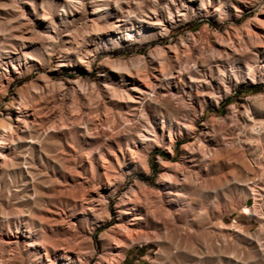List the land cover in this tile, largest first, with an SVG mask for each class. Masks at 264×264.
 I'll list each match as a JSON object with an SVG mask.
<instances>
[{
  "label": "rangeland",
  "instance_id": "374dc122",
  "mask_svg": "<svg viewBox=\"0 0 264 264\" xmlns=\"http://www.w3.org/2000/svg\"><path fill=\"white\" fill-rule=\"evenodd\" d=\"M0 2L10 4L13 0ZM15 2L16 9H0V113L7 117L8 104L15 100L23 106L28 105V121L17 125V130L7 138L3 149L0 159V207L8 212L31 215H21L18 218L12 216L7 221L0 218V264H49L46 258L35 256L32 250H64L66 247L63 244L78 248L92 246V252L83 250L79 254L83 258L89 256L86 264H105V261H109L107 264H150V261L157 259V246L160 248L159 259L162 264H194L184 248L186 244L189 248L195 245L196 237L215 239L219 235L227 238L237 227H241L242 231L255 229L254 224L232 221L236 220L237 201L242 200L245 211H249L253 204L251 196L257 200V189L250 185V181L257 175L256 169L264 179V162H257V167L254 165L249 145L262 143L264 129H259L255 136L246 139L241 134L238 135L241 131L237 130L240 127L237 122L234 123L233 115L243 113L249 100L252 107H247L246 111L252 125L255 127L258 120H264V107H261L264 106V11H260L264 0H260L259 4H245L240 0H157L155 4L152 0H106V6L100 7L95 15L92 14L94 6L100 5L97 0H84L78 6L71 5L70 0ZM32 5L36 8L35 12ZM133 12L142 19L131 17L129 22V13ZM157 20L163 22V28L155 23ZM133 25L137 31L146 35L160 33L164 28L168 30L167 36L151 41L153 46L157 43L161 47L164 44L179 45V38L184 36L193 56L197 55L193 44L207 39L212 48L232 57L236 75L241 79V83L237 85L236 78L229 73L230 78L226 83L232 89L231 95L225 93L223 85L212 79L211 75L208 76L209 83L203 85H197L185 76L179 87L174 80L172 89H157L164 95L171 91L173 95H182L185 99L187 94H191L193 106L198 112L201 111V105L196 103L195 96L198 87L210 91V84L211 89H215L222 98L217 106L215 101L205 97L208 103L203 107V115L195 122L196 130L191 133L181 118L166 116L161 122L149 112V133L156 135L155 140L151 136L150 143L145 146L151 175L134 170V164L139 166L133 163L130 156L125 160L121 158V165L118 166L109 154V149H118L120 146L127 149L132 145L128 137L117 135L105 145L103 135L96 134L106 132L114 113L127 115L129 108L139 105L123 100L111 101L103 111L92 112L88 108H77L70 115L66 108H60L57 92L58 84L66 88L81 87L70 83L75 80L83 81L85 88L89 83L98 88L109 83L115 89L124 91L133 88V85H126L124 78L121 80L107 68L104 69L107 76H98L95 71L89 73L77 63L78 60H91L95 57L128 60L133 53L146 55L145 48L148 45L125 46L115 51L108 45V34L112 33L113 27H119L122 34L125 30H131ZM205 26L218 35H210L205 31ZM95 28L109 30L97 33L93 31ZM73 32H78L83 38L80 51H57L49 56L46 46L53 47L56 40L59 41L58 47L76 48L74 37L69 35ZM113 33L115 37L117 33ZM105 45H108L107 50ZM85 46L87 49H83ZM233 46L237 50L234 51ZM164 50L169 57L177 54L171 48ZM178 50L185 51L183 46H179ZM69 61L72 62V67L65 66ZM17 62L23 66L19 76L14 74L13 69L15 64L18 65ZM50 67L51 71L48 70ZM41 74L50 78V83L37 79ZM160 75V72L154 73L153 84L160 82L156 79ZM125 76L128 77L126 73ZM253 78L256 83H253ZM129 79L134 80L145 92L150 91L135 74ZM36 85L47 90V99L33 90ZM52 94L57 96L55 101ZM76 97L80 104L88 102L83 91L77 92ZM63 103L71 106L74 101L66 98ZM84 113L89 114L84 119L94 121V124H89V130L93 134L83 135V128L79 125L70 126L68 119H65L70 115L75 120ZM61 120L64 124L62 128L59 124ZM218 120L224 123L220 124ZM227 125L231 127H226ZM213 131L222 135H208ZM43 132H46L45 139L49 143L42 146L35 141ZM196 137L201 141L200 152L193 150ZM235 137H239V143ZM132 139L137 140L138 137L133 136ZM140 150L144 152L142 145ZM202 152L215 157L207 168L201 163ZM180 167L187 170L190 182L206 188L219 189L231 183L233 178L242 181V185L232 184L230 191L225 189L228 199L233 201L232 213L218 220L213 219L212 229L205 226L201 231L186 219L182 223V213L168 207L164 202L167 200L166 196L162 195L161 203H157L155 193H162L170 185L167 181L157 184L156 178L163 173L178 175L176 169ZM118 176L124 178L123 183L116 179ZM110 179L114 187L102 190L107 197L106 208L88 207L87 191H96L100 184L108 185ZM134 180L139 181V185L133 183ZM129 187L135 188L147 205L135 203L129 206L127 213L120 215L121 197ZM147 206H151V210L157 214L158 221L162 215L163 222L169 224L166 240L171 243L164 242L157 246L143 244L145 236L162 235L156 222L147 216ZM220 207L221 204L217 202V208ZM105 211L108 216L103 215ZM126 227L129 229H125ZM216 227L223 231H213ZM18 232L21 236L30 237L39 246L29 249L22 245L19 254H12L7 247L4 248L1 236ZM173 248L177 249L175 254ZM203 264L213 262L206 259Z\"/></svg>",
  "mask_w": 264,
  "mask_h": 264
},
{
  "label": "clouds",
  "instance_id": "9594fccd",
  "mask_svg": "<svg viewBox=\"0 0 264 264\" xmlns=\"http://www.w3.org/2000/svg\"><path fill=\"white\" fill-rule=\"evenodd\" d=\"M152 2L155 4L157 0H152ZM240 2L245 4H259L260 0H240ZM233 7H235V5H233ZM16 8L17 4L15 0L10 4L0 2V9ZM260 11H264V5H261ZM131 17H135L137 20L142 19V17L138 16L135 12L129 13V22L131 21ZM169 19H172L171 15ZM185 20H187V17H185ZM155 23L163 28V22L157 20ZM107 30L109 29H93V31L97 33ZM111 30L117 33L115 37L109 38L108 41V45L111 46L113 51L125 46L148 45L145 48L147 54L136 55L133 53V56L128 60H124L123 58L111 60L108 58L95 57L91 60H78L77 63L81 64L89 73L95 71L98 76H107V72L104 71L105 68L116 73L121 80H123L125 73L128 76H133L135 74L140 81L148 86L150 91L145 92L140 88H133L132 91L141 93L139 98H135L130 96L128 91L115 89L109 83L102 84L100 88L92 83H89L85 88L83 87L84 82L80 80L70 82L72 84L81 85V87L77 88H66L60 84L57 85L59 106L61 109L66 108L70 115L77 108H88L92 112L103 111L106 109L107 103L111 101H131L139 105L136 108H129L127 115L114 113L106 132L96 133L103 135L105 145L109 139L121 134L128 137L132 144H136V140L132 139L133 136L139 137L141 141H147L148 137H145L143 132L148 131L151 127L149 112L152 113L153 118L161 122L166 116L179 117L186 122L185 127L188 128L189 132H194L196 130L194 127L195 122L203 115V107L208 103L205 97L211 98V100L216 102L217 106L222 97L217 95L215 89H211L210 84V91H204L202 87H198L195 90L196 103L201 105V111L198 112L196 107L193 106V96L191 94H187V99H185L182 95H173L171 91H169L167 95L157 91V89H172V81L174 80L177 82V87L184 82L185 76L189 81L197 85H203L209 83L208 76L211 75L212 79L218 80L219 83L223 85L224 92L228 95L232 94V89L226 83V80L230 78L229 73H231L232 77L236 78L237 85L241 83V79L237 77L236 69L233 67L232 57L226 52L222 53L212 48L207 39H202L193 44V48L197 51V55L193 56L189 50L188 44L185 42L186 38L184 36L179 38V45L164 44V46L161 47L159 43L155 44V46L151 44V41L154 39L168 35V30L166 28L160 33L148 35L144 34L142 31H137L135 25L132 26L131 30H125L122 34L118 27H113ZM205 31H208L212 36L218 35L214 31L208 30L207 26H205ZM69 35L74 37L73 43L76 44L77 47L61 48L58 47L59 41L56 40L54 41L53 47L49 48L46 46V51L49 56L54 55L57 51L69 53L80 51L84 43L82 36L78 32L69 33ZM108 45L104 46L106 50ZM179 46H183L185 51L179 52ZM165 48H171L173 51H177V55L175 57H169L164 50ZM233 48L234 51L237 50L235 46H233ZM216 61L226 63H216ZM154 64L155 66H153ZM65 66L72 67L73 65L72 62L69 61ZM213 69H215V72ZM48 70L51 71L52 68L50 67ZM156 72L161 73L159 77H156L160 82L153 84L152 77ZM37 79L45 80L46 84L50 83V78L43 74L38 75ZM253 83H256L254 78ZM101 88L103 89V95H101ZM33 90L39 92L40 96L45 99L48 98L49 94L45 88L36 85ZM80 91L85 93L88 102L80 104L76 97V93ZM66 98L72 99L74 104L71 106L65 105L63 102ZM52 99L55 101L57 96L52 94ZM230 107L234 108L235 106L230 105ZM247 114L246 111L245 115ZM70 115L69 117H65V119H68L70 126L79 125V127L84 129L83 135L93 134L89 130V124H94V121L90 118L84 119L85 116L89 115L88 113L77 116L75 120H72ZM129 116L131 118H129ZM217 122L220 124L224 123L221 120ZM59 124L61 128L64 127L62 120L59 121ZM226 127H231V125H227ZM100 128H103V123L100 125ZM259 129H264V121L256 122V126L250 129V131H257ZM208 135L215 137L217 135H222V133L213 131L212 133H208ZM45 137L46 132H43L35 142L42 146L49 143ZM152 138L155 140L154 135ZM235 139L237 143H239V137H235ZM200 142L199 137H196L193 144L194 151H201L199 148ZM109 151H111V149H109ZM201 156L203 158L201 163H203L205 168L215 159L214 155H209L208 152H202ZM101 159H103V156H101ZM157 159L159 160L158 157ZM132 160L137 162L139 166L137 167L136 164H134V170L151 175L147 164L148 157L144 155L143 152L136 151L132 156ZM204 161L208 163H204ZM176 173H178V175L163 173L156 178L157 184H161L162 181H167L170 186L164 188L162 193L156 192L155 196L158 204L161 203L160 197L162 195L166 196L167 200L164 202L168 204V207L176 212L182 213L180 217L182 223L186 219L192 225H195L197 229L202 231L205 226L212 229L213 219L218 220L224 215H230L232 213L233 201L228 199L225 189L230 191L232 184L242 185L241 180L233 178L231 183L225 184L219 189L206 188L201 184L190 182L188 180V172L183 167L177 168ZM116 179H119L123 183L124 178L122 176H118ZM133 183L139 185V181L134 180ZM136 191L135 188L129 187L128 191L121 197V203L133 202L147 205L146 201L137 197ZM100 202L103 203L105 207L107 206V201L101 200ZM217 202L221 204L220 208H217ZM147 207V216L152 221L156 222V227L162 230V235L150 234V237L145 236L143 237V244L157 246L164 242L171 243V241L166 240L169 233V224L163 222L162 215L158 221L157 214L151 210V206ZM21 215H31V213L8 212L0 207V218H3L5 221L9 220L12 216L18 218ZM103 215L108 216V213L105 211ZM235 215L236 220L232 221L233 223L240 221L241 224H254L256 226L255 229L251 231H242L241 227H237L227 235V238H222L219 235H217L215 239L196 237L195 245H191V248H189L186 244L184 248V251L192 257L194 264H203L206 259H211L213 264H264V207H262L259 212L255 210L245 211V205L242 200H240L235 203ZM213 231L220 233L223 230L216 227ZM157 249V259L155 261H150V264H162L159 259L161 255L159 251L160 248L157 246ZM176 251L177 249L173 248V254H175Z\"/></svg>",
  "mask_w": 264,
  "mask_h": 264
},
{
  "label": "bare ground",
  "instance_id": "6f19581e",
  "mask_svg": "<svg viewBox=\"0 0 264 264\" xmlns=\"http://www.w3.org/2000/svg\"><path fill=\"white\" fill-rule=\"evenodd\" d=\"M97 2L100 5L96 4L94 6L95 11H94V13H92L94 15L98 13V9L100 7L106 6V3H105L106 0H97ZM83 3H84V0H70V4L73 6H78L79 4H83ZM32 9L34 10V12L36 11V8L34 5H32ZM115 27H117V26H115ZM113 32H115V31H112V33L108 34L110 38L114 37ZM51 38L52 37H50V39ZM83 49H87V47L85 46ZM81 51H83V50H81ZM13 69H14V74L19 76L23 71V66L21 63H18V65L15 64L13 66ZM8 74L10 75L9 71H8ZM9 77L11 78L12 76H9ZM129 77H131V76H128V77L125 76L124 77V81H125L126 85H133V88H140L134 83L135 81L129 79ZM133 88H129L126 91H128L130 96L138 98L137 96L141 93L136 92V91H132ZM140 89L142 91H145L142 88H140ZM129 102H131V101H129ZM6 110L8 111L7 117H5V114L0 113V159L2 158L3 149L5 148L7 138L10 137V135L13 134L17 130V125H19L21 123H27V121H28V118H27V116H28V105L25 104V106H23L19 102L13 100L12 102H10L8 104V107ZM143 135L145 137H148L147 141H141L140 138L138 137V139L136 140V144L129 145L127 149L120 146V147H118V149L112 148L111 151H109V154L111 155V157H113L116 160L118 166L121 165V162H122L121 158H123L125 160L126 157L130 156L132 159V156L136 151H141L140 145H142L144 147L143 153H144V155L147 156V151L145 149V146L150 143V141H151L150 137L153 135H151L149 133V130L143 132ZM154 136L156 138V135H154ZM133 163H137V162L133 161ZM112 187H114V184L110 179L108 185L107 184L106 185L100 184L96 191H94V192L93 191H87V197H88L87 206L90 207L91 209H95V208L98 209L99 207H103L105 209L106 208L105 205L103 203L99 202V199H100V201L101 200L106 201L107 197L105 195V192L102 190H109V189L111 190ZM136 195L139 199H141L139 194L136 193ZM150 199H151V197H150ZM133 204H135V203H133V202L121 203L120 215H122V213H127L128 212L127 210L130 209L129 206L133 205ZM125 229L128 230L129 228L126 227ZM1 239L4 242V248L7 247L10 250V252L12 254H15V255L20 253V251L22 249V245H24L25 247H28L29 249L31 247H34V246H39V244L38 243L35 244L34 241L30 237L21 236V234L19 232L17 234L10 233L7 236L3 235V236H1ZM63 245L66 247L64 250H59L57 248H49V249H41V248L39 249L38 248L36 250L35 249L32 250V253L35 256H38L40 259L46 258L49 264H86V263H88L89 256L86 255L83 258L79 254L83 250L84 251L90 250V252H92L93 251L92 246H89L88 248H78L76 246H68L66 244H63ZM0 263H1V261H0ZM107 263H109V261H105V264H107Z\"/></svg>",
  "mask_w": 264,
  "mask_h": 264
},
{
  "label": "built area",
  "instance_id": "2783aa9c",
  "mask_svg": "<svg viewBox=\"0 0 264 264\" xmlns=\"http://www.w3.org/2000/svg\"><path fill=\"white\" fill-rule=\"evenodd\" d=\"M247 104H248L247 107H250V108L252 107L249 100L247 101ZM246 108L244 109V112L241 113L239 116L237 114H234L233 120H234V123L237 122L238 123L237 126L241 128V129L240 128L238 129L237 127V130L241 131L240 133H238V135L241 134L242 137H245L247 139L248 137L255 136L258 130L250 131V129H252L254 125H252L253 123L251 122L250 116L245 115ZM250 115L252 117V112ZM260 121H264V120H260ZM257 122H259V120ZM249 146L251 150L249 152H251V155H252L251 158L253 159L254 165L256 166L257 162H264V138L261 144L254 143L253 145H249ZM256 170H257V175L251 178L250 185L254 186L257 189V195H256L257 200L251 196V198L253 199V204L250 208L252 210H255L256 212H259L261 208L264 207V179L260 175L258 169Z\"/></svg>",
  "mask_w": 264,
  "mask_h": 264
}]
</instances>
